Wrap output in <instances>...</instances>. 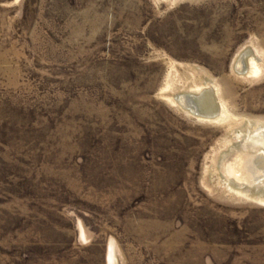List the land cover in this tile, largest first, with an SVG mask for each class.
<instances>
[{
  "label": "rangeland",
  "instance_id": "374dc122",
  "mask_svg": "<svg viewBox=\"0 0 264 264\" xmlns=\"http://www.w3.org/2000/svg\"><path fill=\"white\" fill-rule=\"evenodd\" d=\"M260 125L264 0H0V264H264Z\"/></svg>",
  "mask_w": 264,
  "mask_h": 264
},
{
  "label": "bare ground",
  "instance_id": "6f19581e",
  "mask_svg": "<svg viewBox=\"0 0 264 264\" xmlns=\"http://www.w3.org/2000/svg\"><path fill=\"white\" fill-rule=\"evenodd\" d=\"M242 59L240 58L236 65L238 72L241 71V73L251 76L258 74L259 69L253 59L245 60V62ZM201 101V105L210 112V116H214L211 99L205 96ZM191 112L200 117H203L204 114L198 112L194 107ZM207 115L208 113L204 117ZM219 115L221 117V113ZM226 156L229 160L221 168L225 184L237 194L249 196L264 204V125L252 127V130L243 134L238 144L226 152ZM108 262L114 264L110 248L108 250Z\"/></svg>",
  "mask_w": 264,
  "mask_h": 264
},
{
  "label": "water",
  "instance_id": "95a60500",
  "mask_svg": "<svg viewBox=\"0 0 264 264\" xmlns=\"http://www.w3.org/2000/svg\"><path fill=\"white\" fill-rule=\"evenodd\" d=\"M213 117V116H210V118Z\"/></svg>",
  "mask_w": 264,
  "mask_h": 264
}]
</instances>
